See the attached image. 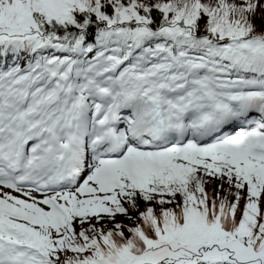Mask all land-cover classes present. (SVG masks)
I'll return each mask as SVG.
<instances>
[{
  "label": "snow or ice",
  "instance_id": "1",
  "mask_svg": "<svg viewBox=\"0 0 264 264\" xmlns=\"http://www.w3.org/2000/svg\"><path fill=\"white\" fill-rule=\"evenodd\" d=\"M0 264H264V0H0Z\"/></svg>",
  "mask_w": 264,
  "mask_h": 264
}]
</instances>
